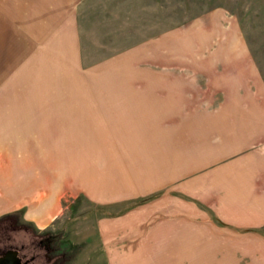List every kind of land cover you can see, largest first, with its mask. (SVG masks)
<instances>
[{
    "label": "rangeland",
    "instance_id": "1",
    "mask_svg": "<svg viewBox=\"0 0 264 264\" xmlns=\"http://www.w3.org/2000/svg\"><path fill=\"white\" fill-rule=\"evenodd\" d=\"M55 95L109 100L102 138L119 150L51 135L50 122L82 124L49 118L68 105ZM49 161L60 172L45 178ZM0 166L30 199L0 218V245L29 246L34 264H113L114 245L176 224L258 238L264 0H0ZM86 173L100 182L85 187ZM48 178L59 188L41 228L28 210Z\"/></svg>",
    "mask_w": 264,
    "mask_h": 264
},
{
    "label": "crops",
    "instance_id": "2",
    "mask_svg": "<svg viewBox=\"0 0 264 264\" xmlns=\"http://www.w3.org/2000/svg\"><path fill=\"white\" fill-rule=\"evenodd\" d=\"M52 97L62 101H55L57 103L66 102L68 105L65 106L64 109H61L62 106L58 105L54 112V115H49V118H74L76 116H81V128H74L70 123H64L62 126V122H50L49 126L46 127V130H49L51 135H62V134H72L77 133L81 135H89L96 133L100 135L101 141L98 142V145H91L95 149L104 150H119L118 146H114L115 142L113 139H103L102 134L104 133V129H109L110 126L106 122L105 118H108L109 112L105 110L106 105H102L105 102H110L109 100H104L101 96H86L82 100V95L73 96V95H61L60 97L50 96L49 101L52 102ZM59 97V98H57ZM81 100H80V99ZM75 99L77 101H75ZM85 99V100H84ZM75 103V105H74ZM109 106V105H108ZM156 109V107H155ZM111 110V109H110ZM109 110V111H110ZM36 117H41L39 114ZM61 118V119H62ZM56 124V125H55ZM56 128L55 132L54 129ZM116 127H118L116 125ZM59 129V130H58ZM112 130V128H110ZM44 131V130H43ZM67 132V133H66ZM105 144H110V148L103 146ZM48 161V159H46ZM51 162H48V165ZM8 165V164H7ZM47 165V164H46ZM0 166V180L3 181L4 177L6 178L7 170H3ZM60 170L54 169L49 165L47 167V173L44 175L49 176L50 173L54 175H58ZM87 180V185L84 183L85 187H89L90 184H96L100 181L93 180L94 178L89 179L87 173L85 174ZM36 178V177H35ZM54 178V177H53ZM40 180L39 177H37ZM55 179V178H54ZM7 180V178H6ZM95 181V183L93 182ZM36 181H31L25 190L29 192L30 190H36L35 188ZM42 182V181H40ZM43 183V182H42ZM3 184V183H2ZM5 184L7 182L5 181ZM31 184H34L32 186ZM45 186L49 184V181L43 183ZM52 186L41 187L38 189V200L32 203V207L35 206L37 208L38 213L32 212V210H28L29 220L33 219L35 222L39 223V227L44 228L46 226V217L49 216L55 210L56 203L54 202L55 193L57 191L56 187L53 189L54 185H58V183L50 184ZM16 186V184H14ZM13 186V187H14ZM50 188L48 190L47 188ZM91 190V189H90ZM93 192V190H91ZM26 196V193L23 191L21 196L16 195L13 191L8 190L7 185L3 186L0 184V218L5 217L9 214V210L13 205H21L22 203H29L30 199L26 200L22 197ZM19 197V199H18ZM18 199V200H16ZM23 199V200H22ZM33 199V198H31ZM26 200V201H25ZM14 201L16 203H14ZM253 210H251L252 212ZM248 212V210H247ZM249 214V213H247ZM246 214V215H247ZM251 219L256 220L257 224L262 221L264 222V208H260L256 210V213L250 214ZM39 219V221L37 220ZM248 220V218H246ZM260 224V223H259ZM170 232H166L163 238H147L143 243H137L133 245H124L128 248V250H117V245L113 246V249L108 253L113 257V264H264V233L258 234V238L254 237H237L226 233H221L219 237L216 233H201V230H209L202 229L199 225H189L185 226L182 224H176L172 226ZM264 227V224L262 225ZM168 229V228H167ZM188 232V233H185ZM135 247L136 249H130ZM251 256V259L248 257ZM109 257V256H108ZM245 259V260H244ZM111 260V259H110ZM109 263V261H108Z\"/></svg>",
    "mask_w": 264,
    "mask_h": 264
},
{
    "label": "flooded vegetation",
    "instance_id": "3",
    "mask_svg": "<svg viewBox=\"0 0 264 264\" xmlns=\"http://www.w3.org/2000/svg\"><path fill=\"white\" fill-rule=\"evenodd\" d=\"M38 243L40 246L42 240L40 239ZM37 256L36 252L24 244L20 246L0 245V264H34Z\"/></svg>",
    "mask_w": 264,
    "mask_h": 264
},
{
    "label": "bare ground",
    "instance_id": "4",
    "mask_svg": "<svg viewBox=\"0 0 264 264\" xmlns=\"http://www.w3.org/2000/svg\"><path fill=\"white\" fill-rule=\"evenodd\" d=\"M1 176V175H0ZM45 176V178H46V175H44ZM50 177V176H49ZM46 181H47V183H48V181H50V179L48 178V179H46ZM50 184H51V182L47 185V186H50ZM32 186H34V184H31ZM36 188V187H35ZM48 190H50V188L48 187L47 188Z\"/></svg>",
    "mask_w": 264,
    "mask_h": 264
}]
</instances>
